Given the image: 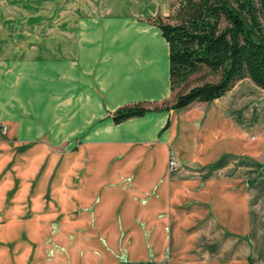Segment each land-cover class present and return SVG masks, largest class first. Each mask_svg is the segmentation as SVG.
<instances>
[{"label": "crops", "instance_id": "0c3cea01", "mask_svg": "<svg viewBox=\"0 0 264 264\" xmlns=\"http://www.w3.org/2000/svg\"><path fill=\"white\" fill-rule=\"evenodd\" d=\"M173 2L55 1L59 28L0 56V234L39 232V218L55 214L45 193L27 191L51 171L56 182L67 159L76 179L80 140L87 151L133 154L132 166L103 158L87 167L98 175L110 163L108 179L131 187L102 210L124 233L105 244L106 264H264V104L255 98L264 89L245 77L212 102L174 106L169 43L149 21ZM137 102L151 107L114 122Z\"/></svg>", "mask_w": 264, "mask_h": 264}, {"label": "rangeland", "instance_id": "374dc122", "mask_svg": "<svg viewBox=\"0 0 264 264\" xmlns=\"http://www.w3.org/2000/svg\"><path fill=\"white\" fill-rule=\"evenodd\" d=\"M55 1L60 0H0L1 57L8 56L6 52L10 50L11 53L12 48L19 51L23 43L22 38L53 33L59 28L60 25L55 23L61 19L60 12L64 10L57 5L55 8ZM66 28L69 31L68 25ZM198 77L195 76L193 80H197ZM211 78L214 77H207ZM255 98L259 104H264L262 91L257 92ZM7 130V125L1 126L3 135ZM78 146L76 179H71L73 174L70 173V160L67 159L62 161L59 174L56 173V182H53L55 173L51 171L45 175L48 178L45 185V181L43 184L36 183L27 191L45 193V209L55 212L56 215L46 216L45 220L39 218L45 222L39 232L21 233L15 231V227H8L9 229L2 232L0 264H106L108 250L104 248L105 244L117 240L118 237L123 239V232L117 234L119 217L113 219L104 217L102 210L111 206L113 199L123 197L119 194L130 192L131 187L123 180L108 179L111 176L110 163H107L105 172L99 170L100 173H104L97 172L98 175L95 172L89 173L87 167H90V170L92 167L100 169L103 158L106 162L110 159L111 163L126 162L132 166L133 154L121 153L112 156L99 151H87L85 144L80 140ZM68 147L69 142L63 144L59 150H66ZM131 177L132 175H129L126 181ZM22 183L19 186L21 194L27 189L26 182ZM109 219L115 221L111 231L107 230ZM147 220L148 218H142L137 222L144 225Z\"/></svg>", "mask_w": 264, "mask_h": 264}, {"label": "trees", "instance_id": "16d2710c", "mask_svg": "<svg viewBox=\"0 0 264 264\" xmlns=\"http://www.w3.org/2000/svg\"><path fill=\"white\" fill-rule=\"evenodd\" d=\"M149 21L169 43L174 106L212 102L245 77L264 89V0H174L168 16ZM149 107L127 104L112 118L120 123Z\"/></svg>", "mask_w": 264, "mask_h": 264}, {"label": "built area", "instance_id": "2783aa9c", "mask_svg": "<svg viewBox=\"0 0 264 264\" xmlns=\"http://www.w3.org/2000/svg\"><path fill=\"white\" fill-rule=\"evenodd\" d=\"M178 163L179 162H178L177 157L174 154H172L170 159H169V170L171 172L175 171L177 169V167H178Z\"/></svg>", "mask_w": 264, "mask_h": 264}, {"label": "bare ground", "instance_id": "6f19581e", "mask_svg": "<svg viewBox=\"0 0 264 264\" xmlns=\"http://www.w3.org/2000/svg\"><path fill=\"white\" fill-rule=\"evenodd\" d=\"M33 18V17H32Z\"/></svg>", "mask_w": 264, "mask_h": 264}]
</instances>
